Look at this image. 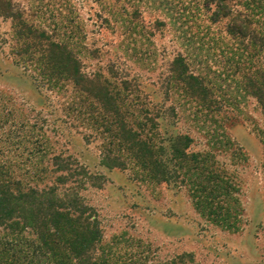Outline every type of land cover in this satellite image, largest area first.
<instances>
[{"label": "rangeland", "instance_id": "374dc122", "mask_svg": "<svg viewBox=\"0 0 264 264\" xmlns=\"http://www.w3.org/2000/svg\"><path fill=\"white\" fill-rule=\"evenodd\" d=\"M213 1L0 0L1 170L90 264H264V0L244 41Z\"/></svg>", "mask_w": 264, "mask_h": 264}, {"label": "trees", "instance_id": "16d2710c", "mask_svg": "<svg viewBox=\"0 0 264 264\" xmlns=\"http://www.w3.org/2000/svg\"><path fill=\"white\" fill-rule=\"evenodd\" d=\"M218 1L219 10L214 14L217 18L223 12L230 17L226 26L228 33L242 41L249 35L254 39V31L250 29L252 12H233L231 0ZM213 2L208 0L207 6ZM67 193H58L55 187H23L22 181L4 175L0 167V228L7 237L0 238V264H41L51 256L58 264H71L76 253L81 264L92 262L83 249L91 239L88 226L75 227L72 218L73 209L82 216L86 207L76 206L72 199L65 197ZM46 195L50 197L45 199ZM25 231L33 236L31 240L24 236ZM28 248L30 252H27Z\"/></svg>", "mask_w": 264, "mask_h": 264}]
</instances>
